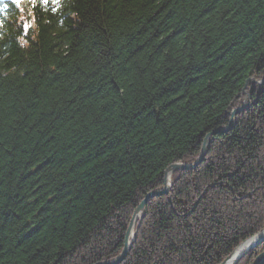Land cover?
<instances>
[{"label":"trees","instance_id":"1","mask_svg":"<svg viewBox=\"0 0 264 264\" xmlns=\"http://www.w3.org/2000/svg\"><path fill=\"white\" fill-rule=\"evenodd\" d=\"M263 77L264 0L8 4L0 264L116 257L134 209L208 134L203 161L147 201L116 264H220L264 226V83L248 81ZM244 88L251 104L228 128Z\"/></svg>","mask_w":264,"mask_h":264},{"label":"water","instance_id":"2","mask_svg":"<svg viewBox=\"0 0 264 264\" xmlns=\"http://www.w3.org/2000/svg\"><path fill=\"white\" fill-rule=\"evenodd\" d=\"M248 81L262 85L264 83V77L259 80L250 78ZM253 88L254 87H252V89ZM245 92L246 90L244 88L243 93ZM250 104H251V101H250V97L248 94V96L243 99L242 104L235 107L230 112L228 128L233 126V124L235 123L236 114H238L241 110H243L245 107H247ZM228 128L224 127V128L216 129L213 131V133L221 132ZM210 135L211 134H208L205 137L200 153H199V156L194 161L189 162V163H186L183 161H177V162L172 163L165 169L163 186L161 188L152 189L149 192H147L145 197L140 201V203L134 209L132 217L129 221V224H128V227L125 233L124 245H123L122 251L116 257L110 260L99 262L97 264H116L120 262L127 255L132 243L135 240V237L137 234V228H138V225L140 224L141 218L143 217L145 213L144 207L147 201L153 196L169 193L171 185L173 183L171 175L175 170L192 169V168H195L201 161H203L207 153V150H208ZM137 221H138V224H137ZM262 241H264V227H262L259 231H256L254 234H252L251 236L243 240L241 243H239L237 246H235V248L220 262V264H236L243 256H245L250 250H252ZM251 264H264V251L260 253Z\"/></svg>","mask_w":264,"mask_h":264},{"label":"rangeland","instance_id":"3","mask_svg":"<svg viewBox=\"0 0 264 264\" xmlns=\"http://www.w3.org/2000/svg\"><path fill=\"white\" fill-rule=\"evenodd\" d=\"M252 89H247L246 90V92H247V94H246V92L244 93V95H243V99L245 98V97H247L248 96V94H249V97H250V91H251ZM172 176V175H171ZM259 231V230H258Z\"/></svg>","mask_w":264,"mask_h":264},{"label":"bare ground","instance_id":"4","mask_svg":"<svg viewBox=\"0 0 264 264\" xmlns=\"http://www.w3.org/2000/svg\"><path fill=\"white\" fill-rule=\"evenodd\" d=\"M186 163H189V162H186ZM170 189H171V188H170ZM169 192H170V191H169ZM263 227H264V226H263ZM135 238H136V237H135ZM247 238H248V237H247ZM244 240H245V239H244ZM263 242H264V241H262L261 243H263ZM240 243H241V242H240ZM261 243H259V244H261ZM259 244H258V245H259ZM244 245H245V244H244ZM258 245H257V246H258ZM257 246H256V247H257ZM256 247H254V248H256ZM234 248H235V247H234ZM234 248H233V249H234ZM254 248H253V249H254ZM253 249H252V250H253ZM252 250H250L249 252H251ZM249 252H248V253H249ZM248 253H247V254H248Z\"/></svg>","mask_w":264,"mask_h":264},{"label":"snow or ice","instance_id":"5","mask_svg":"<svg viewBox=\"0 0 264 264\" xmlns=\"http://www.w3.org/2000/svg\"><path fill=\"white\" fill-rule=\"evenodd\" d=\"M45 2H47V0H45Z\"/></svg>","mask_w":264,"mask_h":264}]
</instances>
